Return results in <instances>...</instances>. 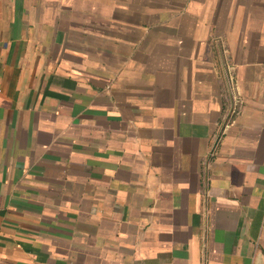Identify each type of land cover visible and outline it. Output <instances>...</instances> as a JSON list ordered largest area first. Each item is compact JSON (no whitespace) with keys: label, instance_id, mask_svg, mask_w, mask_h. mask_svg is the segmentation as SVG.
Masks as SVG:
<instances>
[{"label":"crops","instance_id":"0c3cea01","mask_svg":"<svg viewBox=\"0 0 264 264\" xmlns=\"http://www.w3.org/2000/svg\"><path fill=\"white\" fill-rule=\"evenodd\" d=\"M0 264H264V0H0Z\"/></svg>","mask_w":264,"mask_h":264},{"label":"built area","instance_id":"2783aa9c","mask_svg":"<svg viewBox=\"0 0 264 264\" xmlns=\"http://www.w3.org/2000/svg\"><path fill=\"white\" fill-rule=\"evenodd\" d=\"M234 69H235L234 66L230 63L229 60H227L226 70L227 73L229 74V81L231 83H233L234 80ZM233 91H234V95L232 97V102L228 107L226 117L224 121L221 123L219 130L212 139L211 156H214L217 153L224 136L227 134L228 130L233 125V121L235 117L240 113L242 99L237 88L234 87Z\"/></svg>","mask_w":264,"mask_h":264}]
</instances>
